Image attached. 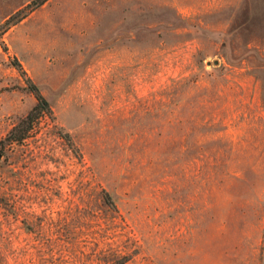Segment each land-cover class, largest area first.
Returning <instances> with one entry per match:
<instances>
[{
  "label": "rangeland",
  "instance_id": "374dc122",
  "mask_svg": "<svg viewBox=\"0 0 264 264\" xmlns=\"http://www.w3.org/2000/svg\"><path fill=\"white\" fill-rule=\"evenodd\" d=\"M119 258L264 264V0H0V264Z\"/></svg>",
  "mask_w": 264,
  "mask_h": 264
},
{
  "label": "trees",
  "instance_id": "16d2710c",
  "mask_svg": "<svg viewBox=\"0 0 264 264\" xmlns=\"http://www.w3.org/2000/svg\"><path fill=\"white\" fill-rule=\"evenodd\" d=\"M17 67H20L19 64H16ZM191 78L185 79V82H183V85H186L187 83H190ZM174 81V80H172ZM175 84V82H173ZM182 85V86H183ZM28 88L35 94L36 103L35 105L30 109V111L21 118L7 133L5 137V141L11 142V143H20L27 137V133L30 129H32V123L39 115L42 113L50 112V104L48 100L40 93L38 87L32 83L29 82ZM184 106L182 105L181 108ZM185 119L189 117V115H183ZM174 108L172 107V104L169 106L168 109L164 110V113L162 114L160 118V126L159 128H181L183 125L186 124L187 120L183 122V120H174ZM158 136H161V132L157 133ZM67 141H70L69 135L64 134L63 136ZM159 144L161 145V141L159 140ZM100 196L103 199V204L111 209H115L114 200L112 198V195L110 191L106 189H102L100 191ZM115 264H123V258L117 259V263Z\"/></svg>",
  "mask_w": 264,
  "mask_h": 264
}]
</instances>
